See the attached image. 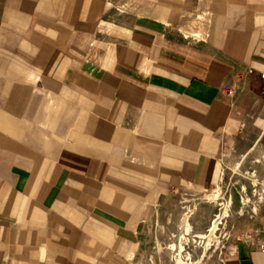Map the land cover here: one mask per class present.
Listing matches in <instances>:
<instances>
[{
	"label": "crops",
	"instance_id": "0c3cea01",
	"mask_svg": "<svg viewBox=\"0 0 264 264\" xmlns=\"http://www.w3.org/2000/svg\"><path fill=\"white\" fill-rule=\"evenodd\" d=\"M262 72L264 0H0V264H134L254 147ZM244 234L264 264V203Z\"/></svg>",
	"mask_w": 264,
	"mask_h": 264
},
{
	"label": "rangeland",
	"instance_id": "374dc122",
	"mask_svg": "<svg viewBox=\"0 0 264 264\" xmlns=\"http://www.w3.org/2000/svg\"><path fill=\"white\" fill-rule=\"evenodd\" d=\"M250 120L248 142L254 147L223 161L220 184L162 200L146 222L142 255L134 264H226L227 253L264 203V112Z\"/></svg>",
	"mask_w": 264,
	"mask_h": 264
},
{
	"label": "built area",
	"instance_id": "2783aa9c",
	"mask_svg": "<svg viewBox=\"0 0 264 264\" xmlns=\"http://www.w3.org/2000/svg\"><path fill=\"white\" fill-rule=\"evenodd\" d=\"M253 71H254V69H250V72H253ZM262 79H263V94H264V72H262ZM234 89L235 88H231L230 89V93H233L234 92ZM247 237L250 238L251 235H248ZM263 250H264V248H263Z\"/></svg>",
	"mask_w": 264,
	"mask_h": 264
},
{
	"label": "bare ground",
	"instance_id": "6f19581e",
	"mask_svg": "<svg viewBox=\"0 0 264 264\" xmlns=\"http://www.w3.org/2000/svg\"><path fill=\"white\" fill-rule=\"evenodd\" d=\"M217 195V194H216ZM214 196V195H213ZM217 226H218V223H217V221H215V223L213 224V226H212V231H215L216 230V228H217Z\"/></svg>",
	"mask_w": 264,
	"mask_h": 264
}]
</instances>
